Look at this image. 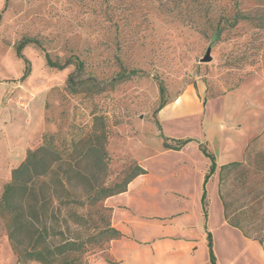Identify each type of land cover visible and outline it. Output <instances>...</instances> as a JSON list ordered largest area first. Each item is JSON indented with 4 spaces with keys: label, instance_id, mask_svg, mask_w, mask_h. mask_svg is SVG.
<instances>
[{
    "label": "rangeland",
    "instance_id": "1",
    "mask_svg": "<svg viewBox=\"0 0 264 264\" xmlns=\"http://www.w3.org/2000/svg\"><path fill=\"white\" fill-rule=\"evenodd\" d=\"M201 2L193 15L176 16L169 11L176 0H115L109 13L102 0H0L6 122L33 126L36 149L46 133L66 143L84 136L93 117L103 115L107 184L156 155L161 133L199 142L208 135L212 150L213 134L224 125L226 137L240 145L236 161L242 164L224 172L222 197L246 231L264 237V0ZM237 14L240 20L231 25ZM218 26L222 35L214 40ZM23 37L34 42L20 57L16 46ZM207 54L210 60L203 61ZM46 56L71 63L49 67ZM71 76L77 92L69 88ZM184 97L190 104L181 102ZM5 224L0 216V238H8ZM107 257L109 251L94 248L82 260L95 264Z\"/></svg>",
    "mask_w": 264,
    "mask_h": 264
},
{
    "label": "crops",
    "instance_id": "2",
    "mask_svg": "<svg viewBox=\"0 0 264 264\" xmlns=\"http://www.w3.org/2000/svg\"><path fill=\"white\" fill-rule=\"evenodd\" d=\"M5 94H0V187L33 149L36 129L6 122ZM181 102L190 104L184 97ZM212 137L217 168L208 180L211 160L192 141L180 150L163 145L149 159L136 160L147 173L134 178L127 191L107 198L111 223L123 236L110 242L109 259L95 264H264V240L246 236L225 218L219 192V168L239 159L240 145L226 137L225 126ZM31 134H33L31 136ZM216 135V137H215ZM208 135L205 143H209ZM207 196V214L202 203ZM0 264H15L7 237L0 238Z\"/></svg>",
    "mask_w": 264,
    "mask_h": 264
},
{
    "label": "trees",
    "instance_id": "3",
    "mask_svg": "<svg viewBox=\"0 0 264 264\" xmlns=\"http://www.w3.org/2000/svg\"><path fill=\"white\" fill-rule=\"evenodd\" d=\"M106 3L104 13L112 12L115 0H102ZM176 16L195 13L202 7L201 0H176ZM168 5H163V9ZM189 14V15H190ZM231 25L240 20L237 14ZM222 28L213 34L214 40L220 39ZM34 42L30 37H23L16 46L17 55L22 57V50ZM49 67L63 69L69 63L59 64L46 56ZM27 63L25 76L30 73V61ZM77 70L82 71L84 63L74 62ZM72 92H77L79 82L71 76L68 80ZM94 91V90H93ZM97 89L93 93H99ZM160 129V125H158ZM163 146L180 150L192 138L168 139L163 133ZM108 130L105 117L95 115L88 133L74 138L70 143L60 140L55 133L43 135V143L36 149H29L25 159L12 170L11 179L3 186L0 195V216L5 219L8 240L17 257V264L34 261L38 264H87L82 256L94 248L109 250L110 242L123 234L111 223L113 208L102 204L107 198L127 191L129 183L141 174L147 173L139 163H135L122 181L107 184L110 157L106 150ZM201 151L211 160L206 180L215 173L217 163L207 143L199 144ZM232 161L219 168V192L224 205L225 218L229 224L239 228L246 236L253 234L246 231L238 220V214L229 210L221 193V181L224 172L231 167L241 165ZM205 215L207 214L206 191L202 195ZM92 214L98 215L93 219ZM264 240V237H263ZM210 257L213 264L211 236H209ZM108 258V257H107ZM107 261L111 262L108 258Z\"/></svg>",
    "mask_w": 264,
    "mask_h": 264
},
{
    "label": "water",
    "instance_id": "4",
    "mask_svg": "<svg viewBox=\"0 0 264 264\" xmlns=\"http://www.w3.org/2000/svg\"><path fill=\"white\" fill-rule=\"evenodd\" d=\"M210 60V56H209V54H207L206 56H205V58L203 59V61H209Z\"/></svg>",
    "mask_w": 264,
    "mask_h": 264
}]
</instances>
